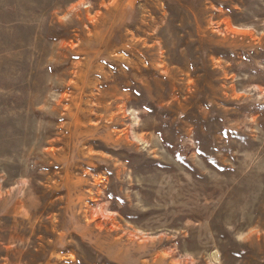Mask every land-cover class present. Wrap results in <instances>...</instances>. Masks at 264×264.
<instances>
[{
  "label": "rangeland",
  "instance_id": "374dc122",
  "mask_svg": "<svg viewBox=\"0 0 264 264\" xmlns=\"http://www.w3.org/2000/svg\"><path fill=\"white\" fill-rule=\"evenodd\" d=\"M0 264H264V0H0Z\"/></svg>",
  "mask_w": 264,
  "mask_h": 264
}]
</instances>
